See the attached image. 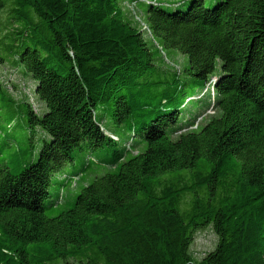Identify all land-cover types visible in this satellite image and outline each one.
Wrapping results in <instances>:
<instances>
[{
    "label": "trees",
    "instance_id": "obj_1",
    "mask_svg": "<svg viewBox=\"0 0 264 264\" xmlns=\"http://www.w3.org/2000/svg\"><path fill=\"white\" fill-rule=\"evenodd\" d=\"M174 5L0 0V37L5 11L14 27L0 64L34 79L45 107L0 80V264H264V0ZM173 52L182 70L165 67ZM98 105L131 141L107 134ZM205 107L218 114L195 126ZM105 147L110 171L68 208L48 200L78 152ZM207 228L216 245L196 259Z\"/></svg>",
    "mask_w": 264,
    "mask_h": 264
},
{
    "label": "rangeland",
    "instance_id": "obj_2",
    "mask_svg": "<svg viewBox=\"0 0 264 264\" xmlns=\"http://www.w3.org/2000/svg\"><path fill=\"white\" fill-rule=\"evenodd\" d=\"M182 0H170L171 4H179ZM219 0H206L207 6H214ZM174 5V6H175ZM129 8V12L134 17L136 14H139L143 17L141 11L132 7ZM174 6L172 8H174ZM140 11V12H139ZM137 20V19H136ZM9 14L5 11L3 15V24L4 31L2 33L3 36L7 35L8 32L13 31L14 27L9 24ZM139 21V20H137ZM143 26V25H142ZM144 29V28H143ZM145 30V29H144ZM1 36V37H3ZM0 37V38H1ZM0 54L8 55V52L5 48H0ZM165 67H175L177 70H182L184 65L188 62L187 56L179 53L173 52L172 57L168 59L166 56L164 57ZM0 80L9 88V91L14 95L16 99L19 101L25 99L29 100L35 110L38 113H43L45 107L44 105L36 98L35 88L36 81L32 79L30 76H27L24 72H22V68H16L13 66L11 59L7 56V61L4 64H0ZM212 82L208 84L205 90L202 93H199L194 99L197 98H206L209 91L212 94ZM208 90V92H207ZM206 108V107H205ZM203 108L201 111L202 116L198 117L197 122L200 124L206 123L212 116L217 115L218 111L213 109L212 107ZM97 119L102 123L104 128L108 130L107 134H112L114 132L119 135L120 141L122 145L131 141L132 135L127 131L118 132L114 127V121L112 117L111 105H98L96 108ZM36 150L35 152L30 151L27 153L24 158L25 164L30 161H35L38 158L40 143L37 140L35 142ZM136 153V151H135ZM113 154V149L109 147L101 148L98 150L89 151L88 153L78 152L76 155V159L74 163L70 162L66 166L63 167L62 171L53 176L52 185L50 186V197L48 200H58L61 197V204L63 207L68 208L76 197V195L81 192L84 185L91 183L94 178L98 175L105 174L106 172L111 170L110 166H107L103 163L105 160L109 159ZM94 160V164L91 165L84 173H81L83 168L87 163H91L90 160ZM79 174V179L76 180L75 184L72 186L65 185L68 178H72L73 175ZM190 201V198H187V204ZM188 205H184L187 207ZM217 242V236L212 228H207L205 230H201L197 232L195 241L191 247V251L193 256L196 259H201L207 254L209 251L213 250Z\"/></svg>",
    "mask_w": 264,
    "mask_h": 264
},
{
    "label": "built area",
    "instance_id": "obj_3",
    "mask_svg": "<svg viewBox=\"0 0 264 264\" xmlns=\"http://www.w3.org/2000/svg\"><path fill=\"white\" fill-rule=\"evenodd\" d=\"M141 25H143V28H144L145 30L148 29V27H147V25H146L145 23H142ZM113 137H114V136H113Z\"/></svg>",
    "mask_w": 264,
    "mask_h": 264
}]
</instances>
